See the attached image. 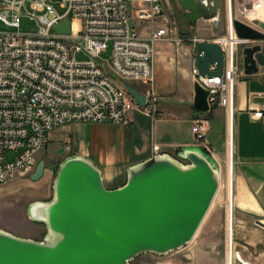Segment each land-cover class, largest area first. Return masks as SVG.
I'll use <instances>...</instances> for the list:
<instances>
[{"label":"built area","instance_id":"1","mask_svg":"<svg viewBox=\"0 0 264 264\" xmlns=\"http://www.w3.org/2000/svg\"><path fill=\"white\" fill-rule=\"evenodd\" d=\"M257 5L264 6V0L222 2L226 35L215 43L224 53L223 74L208 78L195 70V82L209 92V112L223 108L227 125L229 103L233 101L234 107L241 73L239 48L254 45L238 38L234 22L237 12L248 19ZM61 7L64 13L51 0H0L1 24L18 29L27 16L39 27L35 35L0 31V186L34 172L55 129L74 123L129 128L132 112L145 109L137 105L126 86L153 83L155 45L193 42L178 36L162 0H61ZM65 20L70 33L60 34L55 28ZM133 20L150 29L148 38L140 36ZM160 20L166 24L156 28ZM107 50L111 56L104 64L99 58ZM78 54L89 61H77ZM216 69L212 65L209 70ZM263 116V111H255V119ZM192 133L197 144L216 159L207 141L208 118L195 119ZM226 138L228 142V128ZM61 148L67 155L73 151L70 140Z\"/></svg>","mask_w":264,"mask_h":264},{"label":"water","instance_id":"2","mask_svg":"<svg viewBox=\"0 0 264 264\" xmlns=\"http://www.w3.org/2000/svg\"><path fill=\"white\" fill-rule=\"evenodd\" d=\"M182 24L195 29L201 21L222 27V0H177ZM239 39L254 43L243 49L244 75H261L264 81V22L257 29L234 22ZM55 30L70 33L65 20ZM196 69L201 77H221L222 48L197 42ZM217 65L215 71H210ZM134 101L145 109L147 96L126 86ZM209 92L194 85L193 111L208 113ZM57 155H64L60 149ZM187 163V164H185ZM41 161L31 176L39 182L45 174ZM221 173L215 158L200 148H184L177 158L153 157L127 171L126 183L115 190L105 187L94 163L75 155L59 166L50 202L34 203L29 219L46 227L42 241L16 237L0 229V264H131L144 254L167 255L194 239L220 189ZM257 225L264 228L261 220Z\"/></svg>","mask_w":264,"mask_h":264},{"label":"crops","instance_id":"3","mask_svg":"<svg viewBox=\"0 0 264 264\" xmlns=\"http://www.w3.org/2000/svg\"><path fill=\"white\" fill-rule=\"evenodd\" d=\"M160 21L163 23L159 25L157 22L156 28H163L166 24L164 20ZM134 22L137 23L135 28L140 36L145 39L148 38L150 29L139 24L136 20ZM203 22L213 25L212 22ZM199 23L197 27H199ZM183 29L181 31L177 29V34L183 40L186 38L193 40V42L188 43H192L194 51L195 43L202 41L215 43L219 38L214 25L210 31L213 35V41L188 36L186 31L189 29ZM185 43L187 42L157 43L155 45L153 83L151 85L142 84L144 87L141 88L131 85L140 95H146L149 98L151 107L160 102V111L135 109L131 114L132 124L129 128L109 124L108 127L113 128L115 132L111 137L105 134L106 130L104 129L108 128L107 124L75 123V126L86 125L87 128L95 129V131L93 130L94 133L87 135L85 140L75 141V145L72 138L65 137L63 139L62 144L70 140L72 155L86 158L99 168L106 189L115 190L122 187L127 181L128 169L151 159L153 155L167 154L175 157L184 148L203 150L197 144L192 133L193 121L197 118H208L207 141L214 150L216 159L224 158V156L223 158L220 157L213 145V120H219L220 128L223 131L225 154L226 112L223 108V110L218 108L214 112L211 110L205 114L193 111L195 71L188 69L185 65L187 62ZM243 49L242 47L239 48L238 54L241 73L235 87L232 123L230 133L228 132L232 137L228 160L232 186L234 162L238 166L239 173L236 175V184L237 193L243 196L241 209L262 215V208L258 203L264 199L262 198L264 192V116L258 120L254 118V114L257 110L263 111L264 114V81L260 74L251 77L244 75ZM157 114H160L159 117ZM152 117L154 119L153 128H151L149 121ZM69 127L72 126H63L64 129ZM59 149L62 148H56V150ZM25 221L30 223L26 219ZM29 225L27 234L9 232L19 237L34 240H39L46 233V229L42 225ZM31 232L37 233V235L34 236Z\"/></svg>","mask_w":264,"mask_h":264},{"label":"rangeland","instance_id":"4","mask_svg":"<svg viewBox=\"0 0 264 264\" xmlns=\"http://www.w3.org/2000/svg\"><path fill=\"white\" fill-rule=\"evenodd\" d=\"M51 1L59 12H65V9L61 7V0ZM162 1L164 4L165 13L170 20V23L173 24V27L180 31L184 30L182 25L183 11L179 6L178 1ZM222 2L224 3V0H222ZM27 12L28 11H24V14H28ZM236 18L237 20L243 21L245 24L256 29L257 23L260 22L255 20L251 21L247 18H244L240 15V12H237ZM221 21L222 27L219 29L215 28L219 38H222L226 35V18L224 8L221 13ZM162 23V21H158L159 25ZM133 25H137L134 20ZM212 28L213 25H210V23H204L201 21L199 23V27L192 30L189 29L186 32L188 33V36L202 39L205 38L213 41V35L210 32ZM0 31L5 33H17L21 35H35L39 31V27L35 20H31L29 17L24 16L21 19L20 27L18 29L7 28L0 23ZM185 45L187 48L185 51V59L187 60L185 65L188 67V69L195 71L197 69L194 46H192V43L188 42L185 43ZM110 56L111 50H107L105 53H102L99 59L102 63L107 64L110 60ZM76 59L79 62L89 61V57L85 56L84 54H78ZM109 77L112 79L110 74ZM132 86H135L136 88L144 87L141 83H132ZM149 102L151 104L150 100ZM220 109L223 110L222 108ZM148 110H154L155 112L160 111V102L152 107L151 105L147 106L145 111ZM159 115L160 114H157V117H159ZM149 121L151 128H153V117ZM218 121V119L213 120V145L220 157L223 158L224 156L223 159L216 160L220 168L221 185L217 196L213 201V205L211 206L194 239L183 249L162 256L150 253L144 254L132 261L131 264H228V260L231 257L230 247L232 246V264H234L235 258L237 257L236 251L239 253L238 256L244 261V263L264 264V228L258 226L256 223L257 220L264 221V199L262 202L260 201L258 203L262 208V215L241 209V199L243 196L237 193L236 184V175L239 173L238 166H236V162H234L235 170L233 169L234 179L232 186L230 162L228 160L229 157H227V138L225 137L224 154L223 131L221 130ZM75 125V123L68 125L72 126L69 127L70 129H64L63 127H60L55 129L50 134L49 139H52V141L49 142L48 146L39 154L38 157V164L41 161H44L46 165L44 177L39 182L31 181V174L26 176H18L7 184L0 186L1 230L6 232L13 231L20 234H27L26 232H28L30 228L29 224H37L32 222L28 217L29 207L34 203H46L51 201L53 197L54 180L59 166L65 161L67 157L75 156L72 155V151L70 155L65 154L64 156L59 157L56 154V148L62 147V142L65 137L72 138L73 144L75 145V141L80 142L81 140H85L87 135L94 133L92 132L93 130L95 131V129L91 130V128H87L86 125ZM108 126L110 125L107 124V127ZM226 127L228 128V125ZM226 127L225 131L227 134ZM104 130H106V136L109 135L111 137L115 133L111 127L105 128ZM174 158H177V156ZM262 198H264V192L262 193ZM231 214V220L228 222L229 216ZM25 219L30 221V223H26ZM31 234L34 236L37 235V233L32 232ZM45 235L46 233L41 238H39V240L23 237L20 238L42 241ZM237 264L240 263L237 262Z\"/></svg>","mask_w":264,"mask_h":264},{"label":"bare ground","instance_id":"5","mask_svg":"<svg viewBox=\"0 0 264 264\" xmlns=\"http://www.w3.org/2000/svg\"><path fill=\"white\" fill-rule=\"evenodd\" d=\"M248 19L251 20V21H253V20H260V21H263L264 22V6L262 5L260 7V5L259 6L257 5V6H255V8L253 10H250V12L248 13ZM76 29H77V26H76ZM232 113H233V101L231 102V100H230V103H229V118H228V129H229L228 132L229 133H230L231 123H232ZM231 144H232V137H231V135L228 134V142H227V153H228V157H229V150L231 148ZM64 155H65V152H64ZM64 155H62V156H64ZM35 170H34V172H35ZM220 185H221V180H220ZM231 217H232V214L229 216L228 222H229V220H231ZM227 229H228V224H227ZM227 238H228V230H227ZM234 245H235V242H234ZM230 248H231V257L228 260V264H232L233 263V261H232L233 260V255H232L233 253L232 252L233 251H232V247H230ZM236 254H237V251H236ZM238 255L235 258V261H236V259H238V260H240V262H243V260H241ZM235 261H234V263H235Z\"/></svg>","mask_w":264,"mask_h":264},{"label":"flooded vegetation","instance_id":"6","mask_svg":"<svg viewBox=\"0 0 264 264\" xmlns=\"http://www.w3.org/2000/svg\"><path fill=\"white\" fill-rule=\"evenodd\" d=\"M60 150V149H59ZM59 150H56V154H57V152L59 151ZM59 156V155H58ZM59 157H62V156H59Z\"/></svg>","mask_w":264,"mask_h":264}]
</instances>
